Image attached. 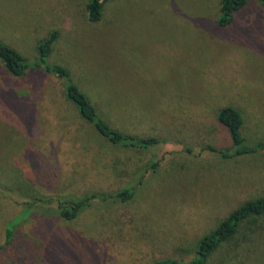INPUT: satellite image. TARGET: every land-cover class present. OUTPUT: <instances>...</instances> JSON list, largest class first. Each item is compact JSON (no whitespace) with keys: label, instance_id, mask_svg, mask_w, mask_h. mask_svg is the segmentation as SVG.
<instances>
[{"label":"rangeland","instance_id":"obj_1","mask_svg":"<svg viewBox=\"0 0 264 264\" xmlns=\"http://www.w3.org/2000/svg\"><path fill=\"white\" fill-rule=\"evenodd\" d=\"M219 1L117 0L91 24L88 0H0L1 40L33 60L39 39L58 31L51 60L71 71L99 115L124 134L162 143L114 146L79 117L59 80L14 78L0 62V183L27 179L43 193L75 196L136 189L127 203L99 198L76 220H59L52 253L39 254L38 264L186 261L231 212L264 196V150L232 160L210 150L232 146L218 121L225 106L242 112L248 140L264 143V6L251 0L221 28ZM39 153L44 170L33 166ZM22 212L21 202L0 197V246ZM33 233L29 219L16 229ZM263 242L225 263L264 264ZM12 261L0 254V264Z\"/></svg>","mask_w":264,"mask_h":264},{"label":"trees","instance_id":"obj_2","mask_svg":"<svg viewBox=\"0 0 264 264\" xmlns=\"http://www.w3.org/2000/svg\"><path fill=\"white\" fill-rule=\"evenodd\" d=\"M117 0H88L86 18L91 24H99L104 19L106 5ZM251 0H220V14L217 24L221 28L230 27L238 12L245 9ZM264 6V0H260ZM60 34L52 31L39 39L36 44V58L29 60L16 48L0 39V62L5 71L14 78H26L32 72H40L59 80L64 97L78 111L79 117L91 124L97 134L112 145L128 150L148 151L158 147L161 140L155 137L137 138L122 133L102 118L89 97L74 82L71 71L64 65L53 63L51 58ZM21 95V94H19ZM25 97V95H24ZM218 121L224 126L232 141V146L225 150L210 149L224 160H232L258 154L264 150L261 141L252 142L243 134L244 116L233 106H225L218 111ZM51 155L59 158V150L51 148ZM33 166L44 170L47 159L40 153L36 155ZM158 167L157 162L152 169ZM136 195L131 186L116 191L110 197L97 193L83 196L43 193L27 179L17 178L8 183H0V197L21 202L23 212L9 222L6 229L5 243L0 246V254L10 252L11 264H38L39 254H51L50 232L59 220L73 221L86 210L94 206L97 199L112 203H127ZM27 219L33 220L38 234L32 238L16 235L18 226ZM264 240V196L248 201L235 209L210 233L203 236L188 260L164 259L152 264H226L244 255L253 247L255 253ZM39 241V244L38 242ZM264 243V242H263ZM262 243V245H263ZM248 247V249H245ZM224 250V253L222 251ZM253 256H256L253 254ZM252 256V257H253ZM250 256L248 261L252 259ZM254 260V257L253 259Z\"/></svg>","mask_w":264,"mask_h":264}]
</instances>
